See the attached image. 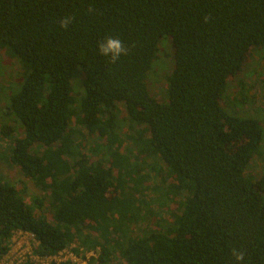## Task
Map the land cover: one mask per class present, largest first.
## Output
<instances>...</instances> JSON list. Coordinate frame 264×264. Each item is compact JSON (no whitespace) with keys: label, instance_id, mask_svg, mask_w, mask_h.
Listing matches in <instances>:
<instances>
[{"label":"trees","instance_id":"16d2710c","mask_svg":"<svg viewBox=\"0 0 264 264\" xmlns=\"http://www.w3.org/2000/svg\"><path fill=\"white\" fill-rule=\"evenodd\" d=\"M107 36L129 50L115 64L98 52ZM166 38L174 68L159 101L148 76ZM254 48L264 49V0H0V50L22 68L0 108L18 125L0 133L22 131L7 160L49 195L48 205L39 196L28 204L0 174V257L22 229L40 255L77 242L99 248L103 264H264V173H247L264 126L224 106ZM120 104L130 129L141 127L127 136L143 163L153 159L149 172L122 149ZM79 128L105 142L91 149L103 152L94 161ZM150 172L159 183L147 185Z\"/></svg>","mask_w":264,"mask_h":264},{"label":"rangeland","instance_id":"374dc122","mask_svg":"<svg viewBox=\"0 0 264 264\" xmlns=\"http://www.w3.org/2000/svg\"><path fill=\"white\" fill-rule=\"evenodd\" d=\"M160 48L159 58L149 72L148 87L150 93L159 101H168L167 77L174 68V47L171 39L166 38L163 40ZM21 70L20 62L16 58L9 55L5 49L0 50V108H4L7 104L11 89L16 87V83L19 82ZM76 73V76L72 79L73 86L78 93L77 95H80V93L84 95L85 88L82 81V71L77 70ZM17 90L18 89H16V91ZM224 106L230 113H236L241 117H253L258 119L264 126V49L254 48L241 72L231 78L225 95ZM116 118L119 123L118 130L116 131L118 135H120V138L125 141V146L122 149L125 151L127 148H131L133 159L141 161L138 146L127 136L138 134V128L141 127H135L134 130L130 129L126 111L122 104H120V112H118ZM3 123H9V125L12 126L18 125L13 121L11 116L2 115L0 113V128ZM79 129L81 130L79 137L86 146L85 152L89 153V155H91V160L94 161V159L100 157L103 152L100 153L97 151V153H93L91 149L97 145L102 146L105 142L103 139L99 138L97 134L93 135L83 128ZM19 133L22 134V131L12 132L13 138L6 137L0 133V174L4 175L15 184H18L22 189L24 200L28 204L34 205V199L39 196L44 197L46 200L45 203L48 205V193L43 192L32 180L27 178L17 166L12 165L7 160L12 147L11 139H15ZM146 137H148V133ZM103 151H105V148ZM3 153H5V155H3ZM152 163L153 159L149 158L147 162L143 163L141 161V166L146 168L144 169L145 172H149V166ZM247 173L254 175L256 178L264 173V140L260 146L259 153L253 157L251 163L248 165ZM149 177V183L147 185L160 182V177L156 176L153 172H150ZM151 192L152 190H148L149 194H151ZM153 208L157 217L158 215L168 217L169 211L166 207L155 204ZM150 223L151 221H146L143 223V226H147V224ZM150 226L151 225H149V227ZM136 228H140V226ZM140 232L141 230H137L136 233L139 234ZM117 258L115 259L116 261L119 260Z\"/></svg>","mask_w":264,"mask_h":264},{"label":"built area","instance_id":"2783aa9c","mask_svg":"<svg viewBox=\"0 0 264 264\" xmlns=\"http://www.w3.org/2000/svg\"><path fill=\"white\" fill-rule=\"evenodd\" d=\"M39 240L28 230L16 229L12 232L10 249L2 257L0 264H103L100 259V249H87L77 242H71L67 247L53 254L40 255L36 252ZM118 259V258H117ZM111 264H125L122 260H114Z\"/></svg>","mask_w":264,"mask_h":264},{"label":"clouds","instance_id":"9594fccd","mask_svg":"<svg viewBox=\"0 0 264 264\" xmlns=\"http://www.w3.org/2000/svg\"><path fill=\"white\" fill-rule=\"evenodd\" d=\"M89 13L93 11L92 8L88 9ZM74 18L71 16H66L59 20V25L62 29L67 30L69 25L72 23ZM98 52L100 55L109 59L112 64L117 63L120 60L121 56L128 55V48H126L123 42L118 37L107 36L104 40L98 42ZM233 255L235 259L243 261L244 253L239 252L236 249H233Z\"/></svg>","mask_w":264,"mask_h":264}]
</instances>
